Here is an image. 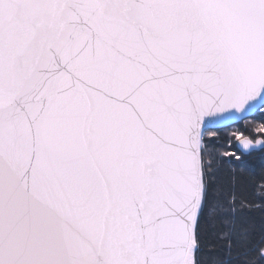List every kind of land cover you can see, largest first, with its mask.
I'll return each mask as SVG.
<instances>
[{
    "label": "snow or ice",
    "instance_id": "snow-or-ice-1",
    "mask_svg": "<svg viewBox=\"0 0 264 264\" xmlns=\"http://www.w3.org/2000/svg\"><path fill=\"white\" fill-rule=\"evenodd\" d=\"M0 264H264V0H0Z\"/></svg>",
    "mask_w": 264,
    "mask_h": 264
},
{
    "label": "trees",
    "instance_id": "trees-1",
    "mask_svg": "<svg viewBox=\"0 0 264 264\" xmlns=\"http://www.w3.org/2000/svg\"><path fill=\"white\" fill-rule=\"evenodd\" d=\"M250 120H252V117L249 118ZM241 130L244 131L246 130V125L244 123V121H239L237 124L229 126L228 128H224L223 131L221 132L222 137H224V139L226 140L233 132H235L236 130ZM255 134V133H254ZM257 136L261 135V134H255ZM223 143V141H222ZM225 147H227L226 144H224ZM252 163L254 165H258L260 163L259 158H256L252 161Z\"/></svg>",
    "mask_w": 264,
    "mask_h": 264
},
{
    "label": "water",
    "instance_id": "water-1",
    "mask_svg": "<svg viewBox=\"0 0 264 264\" xmlns=\"http://www.w3.org/2000/svg\"><path fill=\"white\" fill-rule=\"evenodd\" d=\"M249 118H250V117H249ZM237 123H238V122L231 123L230 126L235 125V124H237ZM226 128H228V127H226Z\"/></svg>",
    "mask_w": 264,
    "mask_h": 264
}]
</instances>
